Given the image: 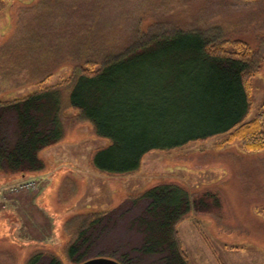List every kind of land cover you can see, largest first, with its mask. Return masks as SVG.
Listing matches in <instances>:
<instances>
[{
    "label": "rangeland",
    "instance_id": "rangeland-1",
    "mask_svg": "<svg viewBox=\"0 0 264 264\" xmlns=\"http://www.w3.org/2000/svg\"><path fill=\"white\" fill-rule=\"evenodd\" d=\"M164 29L248 43L262 61L250 78L247 118L263 108L264 0H0V100L39 90L38 80L51 71L56 85L82 64ZM64 107L65 136L40 152L43 170H0V264H27L39 253L46 254L41 264H48L49 254L72 264L67 247L77 230L71 218L110 210L115 217L131 215L125 214L127 199L161 183L208 198L209 208H193L176 224L190 264H264V149L246 150L241 141L225 142L229 133H219L153 150L133 173L107 174L92 158L109 142L75 108ZM113 217L95 229L105 233L92 248L104 250L94 255L119 261L109 253L131 249L135 255L143 236L128 217ZM156 257H137L136 264H159Z\"/></svg>",
    "mask_w": 264,
    "mask_h": 264
},
{
    "label": "trees",
    "instance_id": "trees-1",
    "mask_svg": "<svg viewBox=\"0 0 264 264\" xmlns=\"http://www.w3.org/2000/svg\"><path fill=\"white\" fill-rule=\"evenodd\" d=\"M261 61L240 39L216 43L200 32L164 29L141 37L121 53L82 64L56 85L51 71L38 80L39 90L0 100V170H43L40 152L65 136V105L109 142L92 158L94 167L107 174L133 173L153 150L179 148L219 133H229L225 142L238 140L246 150H263L264 106L247 118L252 108L250 78ZM126 203L131 206L125 214L131 215L115 217L116 211L110 210L68 221L77 230L67 247L72 264L102 257L94 253L104 250L92 245L105 232L98 235L95 229L107 226L113 216L119 222L128 217L130 227L143 236L132 249L135 255L131 249L109 253L122 264L155 255L159 264H190L176 224L193 208H209L206 196L192 197L176 183H161ZM44 254L32 256L27 264H41ZM49 255L48 264H64L58 255Z\"/></svg>",
    "mask_w": 264,
    "mask_h": 264
},
{
    "label": "water",
    "instance_id": "water-1",
    "mask_svg": "<svg viewBox=\"0 0 264 264\" xmlns=\"http://www.w3.org/2000/svg\"><path fill=\"white\" fill-rule=\"evenodd\" d=\"M78 264H122V263L112 258L95 257Z\"/></svg>",
    "mask_w": 264,
    "mask_h": 264
}]
</instances>
